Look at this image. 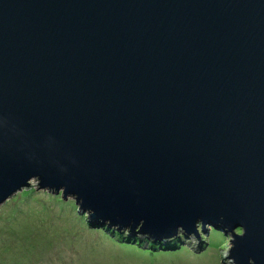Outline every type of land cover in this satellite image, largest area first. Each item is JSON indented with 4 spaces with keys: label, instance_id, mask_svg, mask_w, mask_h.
Returning a JSON list of instances; mask_svg holds the SVG:
<instances>
[{
    "label": "water",
    "instance_id": "obj_1",
    "mask_svg": "<svg viewBox=\"0 0 264 264\" xmlns=\"http://www.w3.org/2000/svg\"><path fill=\"white\" fill-rule=\"evenodd\" d=\"M33 182L264 264V0H0V207Z\"/></svg>",
    "mask_w": 264,
    "mask_h": 264
},
{
    "label": "rangeland",
    "instance_id": "obj_2",
    "mask_svg": "<svg viewBox=\"0 0 264 264\" xmlns=\"http://www.w3.org/2000/svg\"><path fill=\"white\" fill-rule=\"evenodd\" d=\"M36 184L25 190L32 193L20 192L0 207V264H235L227 258L232 234L222 227L207 224L204 231L198 223L200 242L183 232L173 240L154 241L114 229L102 231L79 213L73 199L62 200ZM143 240L180 242L172 251H149L148 246L135 247Z\"/></svg>",
    "mask_w": 264,
    "mask_h": 264
},
{
    "label": "trees",
    "instance_id": "obj_3",
    "mask_svg": "<svg viewBox=\"0 0 264 264\" xmlns=\"http://www.w3.org/2000/svg\"><path fill=\"white\" fill-rule=\"evenodd\" d=\"M25 194H28V193H32V192H24ZM59 196L61 197V199L62 200H64L63 199V197H62V194L60 193L59 194ZM100 229L102 230V231H106V230H108V228L107 227H100ZM108 231H110V230H108ZM134 240H137V241H139L140 239L139 238H131V241H134ZM179 240H175V241H173V242H171V243H150L149 241H147V240H143V242H141L140 241V243L141 244H137V245H135V247H140L141 245H144V246H148V247H150V249H149V251H154L153 249H170V250H168V251H172L171 249H173V248H175V247H178V245H179ZM132 245V244H131Z\"/></svg>",
    "mask_w": 264,
    "mask_h": 264
}]
</instances>
